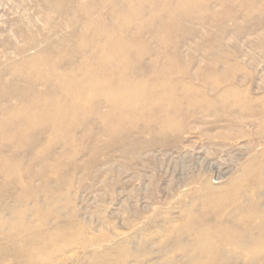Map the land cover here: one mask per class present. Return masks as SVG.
I'll use <instances>...</instances> for the list:
<instances>
[{
  "label": "rangeland",
  "instance_id": "rangeland-1",
  "mask_svg": "<svg viewBox=\"0 0 264 264\" xmlns=\"http://www.w3.org/2000/svg\"><path fill=\"white\" fill-rule=\"evenodd\" d=\"M0 264H264V0H0Z\"/></svg>",
  "mask_w": 264,
  "mask_h": 264
}]
</instances>
